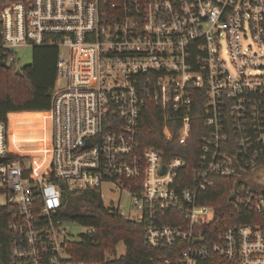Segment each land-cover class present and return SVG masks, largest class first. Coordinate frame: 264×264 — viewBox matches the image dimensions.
<instances>
[{
    "label": "built area",
    "instance_id": "obj_1",
    "mask_svg": "<svg viewBox=\"0 0 264 264\" xmlns=\"http://www.w3.org/2000/svg\"><path fill=\"white\" fill-rule=\"evenodd\" d=\"M3 1L9 65L18 49L59 47L47 164L12 159L0 121L9 264H85L72 259L58 211L64 191L96 189L104 200V184L130 194L131 219L149 247L169 252L164 264H264V0ZM152 103L165 139L186 145L203 129L191 176L183 156L140 140ZM224 179L220 223V207L201 200Z\"/></svg>",
    "mask_w": 264,
    "mask_h": 264
},
{
    "label": "trees",
    "instance_id": "obj_2",
    "mask_svg": "<svg viewBox=\"0 0 264 264\" xmlns=\"http://www.w3.org/2000/svg\"><path fill=\"white\" fill-rule=\"evenodd\" d=\"M3 0H0V10ZM57 45L35 46L33 60L24 67L13 61L9 68L2 63L8 60L4 55L0 40V121L9 127L11 158L31 160L36 169L48 162L49 141L51 137L50 105L51 94L57 79L59 59ZM21 68L24 75L16 74ZM140 140L144 146H159L165 149L167 157L181 155L186 159L183 174H193L197 151L203 129L194 126L186 145L180 144L176 137L167 140L164 137V122L158 105L149 104L141 119ZM202 126V121L194 125ZM189 178L181 179L188 184ZM191 179V177H190ZM224 179L222 185L209 189L202 203L216 204L219 208L216 221L228 220L226 212L228 190ZM59 209V217L64 221L77 222L87 230L79 239L69 245V251L75 262L85 264H164L162 258L169 255L167 250L151 248L145 243L144 223L125 217L113 206L102 200L96 189L66 190ZM9 208L0 207V264L10 262L11 232L8 230ZM121 241L126 251L117 256Z\"/></svg>",
    "mask_w": 264,
    "mask_h": 264
},
{
    "label": "rangeland",
    "instance_id": "obj_3",
    "mask_svg": "<svg viewBox=\"0 0 264 264\" xmlns=\"http://www.w3.org/2000/svg\"><path fill=\"white\" fill-rule=\"evenodd\" d=\"M33 48H21L17 50V57H18V66L24 67L32 62ZM64 82L58 83V85H64ZM111 184H104L101 189V193H103L104 202L106 205L111 206L113 205L117 208L125 217L131 218L134 215V210L132 208V197L129 193L124 191H112ZM65 227L70 230L73 234L74 240H78L80 235L86 233L87 228L81 226L77 222L73 221H65ZM126 251V244L122 241L117 248V256L122 255Z\"/></svg>",
    "mask_w": 264,
    "mask_h": 264
},
{
    "label": "water",
    "instance_id": "obj_4",
    "mask_svg": "<svg viewBox=\"0 0 264 264\" xmlns=\"http://www.w3.org/2000/svg\"><path fill=\"white\" fill-rule=\"evenodd\" d=\"M2 65L4 67H7V68H9V66H10L6 61H4L2 63ZM16 74L24 75L21 68H17L16 69ZM163 170H165V166H163ZM257 176H258L257 181H259V182L264 184V169H259L258 173H257Z\"/></svg>",
    "mask_w": 264,
    "mask_h": 264
}]
</instances>
